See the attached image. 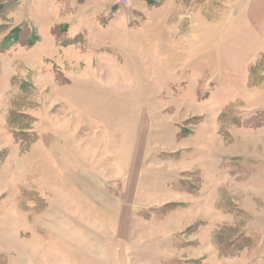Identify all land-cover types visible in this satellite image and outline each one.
Returning <instances> with one entry per match:
<instances>
[{"label": "rangeland", "instance_id": "obj_1", "mask_svg": "<svg viewBox=\"0 0 264 264\" xmlns=\"http://www.w3.org/2000/svg\"><path fill=\"white\" fill-rule=\"evenodd\" d=\"M115 1L0 0V264L82 239L60 222H105L132 264H264L249 0Z\"/></svg>", "mask_w": 264, "mask_h": 264}, {"label": "crops", "instance_id": "obj_2", "mask_svg": "<svg viewBox=\"0 0 264 264\" xmlns=\"http://www.w3.org/2000/svg\"><path fill=\"white\" fill-rule=\"evenodd\" d=\"M69 1L74 3V0ZM77 1L80 3L83 0ZM118 2L120 0H116L114 5ZM247 16L253 25L255 23L258 25V29L261 30L260 33L264 35V0H249ZM199 170L201 173H197L198 178H203V180L209 178V176L203 177L202 169ZM194 190H196L195 186ZM197 190L200 193L201 187L197 186ZM118 219V222H115L112 227H117L116 229L119 231L122 227V221L121 218ZM39 224L41 230L47 232L46 229H49V231H52V228L44 226L46 224ZM62 227H65L67 231H81L82 239L75 242L68 239L67 235L66 240H55L52 237L53 234H50V237H45L41 233H35L34 240L25 239L24 243L26 245H21L18 249L19 264H132L125 246L123 250V240L116 237L106 238L105 222L87 224L60 222L54 230H60ZM35 231H38V229ZM69 245L78 248L79 252L70 249Z\"/></svg>", "mask_w": 264, "mask_h": 264}, {"label": "trees", "instance_id": "obj_3", "mask_svg": "<svg viewBox=\"0 0 264 264\" xmlns=\"http://www.w3.org/2000/svg\"><path fill=\"white\" fill-rule=\"evenodd\" d=\"M22 30V29H21ZM20 29H15L14 31H13V33H11V34H9L8 35V39H11L13 36H16V38H17V36H19V34H21L22 32H20L21 31ZM20 37V36H19ZM35 43V41H31V44L33 45Z\"/></svg>", "mask_w": 264, "mask_h": 264}]
</instances>
